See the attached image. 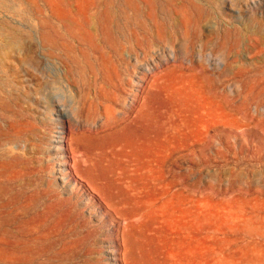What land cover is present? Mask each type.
<instances>
[{"label": "rangeland", "instance_id": "rangeland-1", "mask_svg": "<svg viewBox=\"0 0 264 264\" xmlns=\"http://www.w3.org/2000/svg\"><path fill=\"white\" fill-rule=\"evenodd\" d=\"M0 264H264V0H0Z\"/></svg>", "mask_w": 264, "mask_h": 264}, {"label": "bare ground", "instance_id": "bare-ground-1", "mask_svg": "<svg viewBox=\"0 0 264 264\" xmlns=\"http://www.w3.org/2000/svg\"><path fill=\"white\" fill-rule=\"evenodd\" d=\"M60 107H61V106H60ZM63 109H64V108H63ZM63 109H61V110L63 111ZM66 110H67V109H66ZM69 113H71V112L69 111ZM62 114H63V113H62ZM63 117H64V116H62V118H63ZM67 117H69V116H67ZM71 117H72V116H71ZM73 118H74V117H73ZM65 119H66V117H65ZM58 120H59V119H58ZM61 120H62V119H61ZM62 133H63V132H62ZM66 137H67V136H66ZM66 137H65V138H66ZM63 138H64V136H63ZM59 144H60V143H59ZM61 144H63V143H61ZM62 146H63V145H62ZM62 146H61V147H62ZM57 147H58V146H57ZM61 161H62V159H61ZM62 164H63V163H62ZM64 164H65V163H64ZM69 165H71V164H69ZM63 170H64V169H63Z\"/></svg>", "mask_w": 264, "mask_h": 264}]
</instances>
